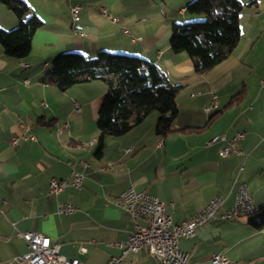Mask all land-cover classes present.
<instances>
[{"label":"crops","instance_id":"obj_1","mask_svg":"<svg viewBox=\"0 0 264 264\" xmlns=\"http://www.w3.org/2000/svg\"><path fill=\"white\" fill-rule=\"evenodd\" d=\"M26 1L43 20L31 52L9 56L0 44V264H17L12 258L28 250L19 231L49 236L68 260L105 264L120 253L112 243L126 240L133 229L131 216L111 201L130 187L157 197L177 224L214 196L224 198L223 209L231 208L239 182L250 186L258 206L264 204V0H241L239 44L202 74L170 43L174 24L203 18L187 11L192 0ZM77 3L83 8L73 22L71 6ZM19 23L0 1V27L10 30ZM100 51L144 57L181 85L173 132L157 134L160 114L153 111L125 134L106 136L102 155L95 154L107 84L94 80L62 91L43 77L61 53L94 57ZM214 94L217 106L207 112L204 106ZM24 125L37 141L12 145L10 139L22 134ZM236 131L244 134L237 142L240 154L221 157L222 143H207L216 134L231 138ZM73 167L84 173L82 188L49 194V180L70 178ZM58 202L79 210L58 214ZM179 247L196 264H213L219 251L230 264H264V227H254L248 217L212 220L194 237L181 238ZM123 264L159 263L141 250L128 253Z\"/></svg>","mask_w":264,"mask_h":264},{"label":"trees","instance_id":"obj_2","mask_svg":"<svg viewBox=\"0 0 264 264\" xmlns=\"http://www.w3.org/2000/svg\"><path fill=\"white\" fill-rule=\"evenodd\" d=\"M19 18L17 27H0V44L9 56L23 58L32 48V37L43 20L32 12L26 0H0ZM241 0H192L186 9L202 15L195 21L173 25L171 48L185 52L196 73L202 74L227 59L241 39ZM102 80L107 92L97 117L100 137L95 154L101 156L106 136H120L142 123L153 111L159 112L155 130L166 136L173 132L178 113L176 96L181 85L173 84L160 67L148 59L128 53L100 51L94 57L64 52L52 61L43 81L66 91L75 84ZM185 129L184 131H188ZM256 228L264 227V204L248 217Z\"/></svg>","mask_w":264,"mask_h":264},{"label":"built area","instance_id":"obj_3","mask_svg":"<svg viewBox=\"0 0 264 264\" xmlns=\"http://www.w3.org/2000/svg\"><path fill=\"white\" fill-rule=\"evenodd\" d=\"M83 6L79 3L71 6V19L76 22L81 17ZM103 14L112 22L114 16L102 8ZM81 35H84L79 30ZM264 86V77L261 80ZM46 105V103H45ZM217 106V95L214 94L210 104L204 106L205 111H210ZM75 110L80 106L75 103ZM24 132L10 139L12 145H17L21 140L37 141L36 135L24 125ZM242 131H236L231 138L224 134H216L208 140V144L221 142L218 153L221 157L231 154H240L237 148L238 140L242 139ZM162 143V141L160 142ZM83 165L86 162L81 161ZM84 173L72 168L70 178L52 177L48 183L49 194H59L67 188L80 189L84 181ZM0 199V203H1ZM112 203L126 211L133 220V229L128 238L112 243L120 250L117 255L111 256L105 264H123L124 257L131 252L147 250L151 252L159 264H196L189 261L188 254L180 249L181 238L189 239L196 235L197 229L212 220H231L249 217L257 211L258 205L255 197L246 182H239L235 202L231 208L223 209L224 198L214 196L202 209L194 213L182 223H175L172 215L167 213L165 205L157 197L143 190L130 187L112 198ZM79 208L70 202H58V214H71ZM1 212V208H0ZM19 236L26 242L28 250L12 258L17 264H81L78 259L68 260L60 252V243L53 241L49 236L36 231H19ZM232 260L223 252L213 254V264H230Z\"/></svg>","mask_w":264,"mask_h":264},{"label":"bare ground","instance_id":"obj_4","mask_svg":"<svg viewBox=\"0 0 264 264\" xmlns=\"http://www.w3.org/2000/svg\"><path fill=\"white\" fill-rule=\"evenodd\" d=\"M213 137H214V136H213ZM213 137H212V138H213Z\"/></svg>","mask_w":264,"mask_h":264}]
</instances>
